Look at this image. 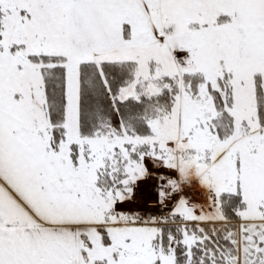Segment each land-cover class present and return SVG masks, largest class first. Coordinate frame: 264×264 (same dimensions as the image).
<instances>
[{
	"label": "snow or ice",
	"instance_id": "1",
	"mask_svg": "<svg viewBox=\"0 0 264 264\" xmlns=\"http://www.w3.org/2000/svg\"><path fill=\"white\" fill-rule=\"evenodd\" d=\"M0 264H264V0H0Z\"/></svg>",
	"mask_w": 264,
	"mask_h": 264
},
{
	"label": "built area",
	"instance_id": "2",
	"mask_svg": "<svg viewBox=\"0 0 264 264\" xmlns=\"http://www.w3.org/2000/svg\"><path fill=\"white\" fill-rule=\"evenodd\" d=\"M192 195L193 196H196L197 195V193H192ZM155 200H156V197L155 198H151V199H149V207H155Z\"/></svg>",
	"mask_w": 264,
	"mask_h": 264
},
{
	"label": "rangeland",
	"instance_id": "3",
	"mask_svg": "<svg viewBox=\"0 0 264 264\" xmlns=\"http://www.w3.org/2000/svg\"><path fill=\"white\" fill-rule=\"evenodd\" d=\"M152 183H155V181H152ZM147 185H144V187H146ZM151 198H155V195H151V196H149V199H151Z\"/></svg>",
	"mask_w": 264,
	"mask_h": 264
}]
</instances>
